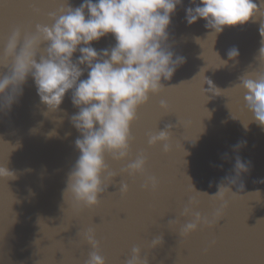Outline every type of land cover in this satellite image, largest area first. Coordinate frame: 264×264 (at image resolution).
<instances>
[{
  "label": "water",
  "instance_id": "1",
  "mask_svg": "<svg viewBox=\"0 0 264 264\" xmlns=\"http://www.w3.org/2000/svg\"><path fill=\"white\" fill-rule=\"evenodd\" d=\"M60 2L0 0V49L13 26L34 30L37 23H51L48 13ZM70 3L77 7L82 0ZM257 3L261 11L255 18L216 36L204 19L186 22V9L196 6L191 0L177 7L169 42L185 62L170 81H163L164 91L140 108L130 159L106 157L117 175L92 209L78 210L63 195L79 156L75 140L81 135L71 123L78 111L71 92L60 110L51 112L29 77L18 103L0 113V166L15 174V179H0V264H85L93 250L83 236L89 228L95 230L107 264H124L133 246L149 253L150 264H264V127L247 109L245 90L238 87L243 75L264 70V58L259 57L264 3ZM114 44L109 35L93 46ZM232 48L239 50L236 60L228 57ZM0 71L6 74L8 69ZM209 84L213 93L207 90ZM161 100L169 113L161 109ZM168 125L172 139L166 154L162 144L149 147L147 134ZM240 142L246 144L234 150ZM141 151L147 155V175L159 181L155 190L143 187L145 177L121 173ZM237 156L251 162L250 171L241 176L244 190L238 184L232 187L238 194H229L228 207L214 227L201 225L181 237V225L191 219L181 215L184 207L195 197L194 210L211 217L220 206L211 196L226 177L235 175ZM121 183L128 184V193L121 192ZM174 219L179 223L170 228ZM160 235L164 243L151 250V240Z\"/></svg>",
  "mask_w": 264,
  "mask_h": 264
},
{
  "label": "clouds",
  "instance_id": "2",
  "mask_svg": "<svg viewBox=\"0 0 264 264\" xmlns=\"http://www.w3.org/2000/svg\"><path fill=\"white\" fill-rule=\"evenodd\" d=\"M191 2L196 6L186 9V22L191 25L204 19L205 27L212 29L215 36L226 27L245 25L261 11L257 0ZM182 4L183 0H82L73 7L70 0H61L56 10L48 13L51 23H37L34 30L13 26L3 42L0 69L8 71L6 74L0 71V113L10 112L18 103L29 77L35 83L41 103L51 112L60 110L66 94L71 92V102L78 109L71 116V123L81 135L75 140L79 156L68 175L63 195L65 199L66 195L72 198L76 209L99 205L100 197L107 193L108 185L117 175L109 168L106 157L116 162L130 159L135 140L132 127L140 108L164 91L163 81H170L185 62L184 57L174 53L169 42L172 17ZM33 11L39 13L40 9L34 7ZM109 35L114 37V45L102 49L93 46ZM239 55L237 48L228 52L230 60H236ZM259 57L264 58V47ZM85 72L87 78L82 79ZM209 86L207 90L212 92ZM238 87L245 90L247 109L264 127V70L243 75ZM160 107L169 113L166 101L161 100ZM171 128L168 125L163 130L149 132V147L162 144L166 154L171 152ZM244 144L238 143L234 150L238 151ZM147 163V155L141 151L121 173L133 177L139 174L145 177L143 187L155 190L159 181L147 175ZM250 164L236 157L235 175L226 177V183L219 184L218 192L211 196L220 203L211 217L194 210L198 199L189 200L181 215L191 219L181 225V237H189L201 225L212 228L219 223L228 207L229 194H238L232 187L238 184L240 191L244 190L241 176L250 171ZM6 178L15 179V174L0 166V179ZM120 190L128 193V184L121 183ZM195 192L204 193L196 189ZM178 223L177 219L170 220L169 227ZM83 236L93 249L85 264H107L100 253L95 230L89 228ZM163 243V236H156L150 249ZM131 253L124 264H150L149 253L141 247L133 246Z\"/></svg>",
  "mask_w": 264,
  "mask_h": 264
}]
</instances>
